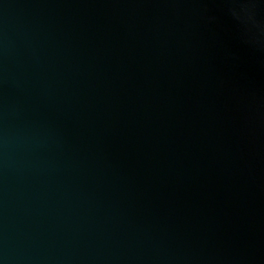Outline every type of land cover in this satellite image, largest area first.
<instances>
[{"label": "water", "instance_id": "water-1", "mask_svg": "<svg viewBox=\"0 0 264 264\" xmlns=\"http://www.w3.org/2000/svg\"><path fill=\"white\" fill-rule=\"evenodd\" d=\"M0 264H264V0H0Z\"/></svg>", "mask_w": 264, "mask_h": 264}]
</instances>
